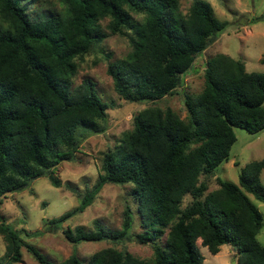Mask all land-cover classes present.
<instances>
[{"label":"trees","instance_id":"trees-1","mask_svg":"<svg viewBox=\"0 0 264 264\" xmlns=\"http://www.w3.org/2000/svg\"><path fill=\"white\" fill-rule=\"evenodd\" d=\"M37 3L0 0V204L46 174L62 187L58 165L76 158L88 133L107 131L108 105L96 83L85 78L74 86V80L85 57L111 34L130 47L122 59L105 54L116 92L128 101L156 102L183 86L198 56L229 24L207 0H193L186 13L180 0H60V11L34 13ZM204 76L201 93L184 94L186 118L171 108L139 111L119 145L104 153L93 186L67 184L79 205L48 221L75 245L132 240L150 245L153 258L109 246L87 263L73 253L60 264H203L199 239L213 254L231 244L237 264H264L257 238L263 215L245 192L264 203V158L242 167L239 183L216 177L218 187L210 190L208 180L230 158L234 127L264 131V72H249L243 60L219 53L208 59ZM108 183L132 185L136 208L127 200L122 228L110 231L99 219L90 231L64 228ZM0 234L9 264L23 261L24 247L39 264H55L1 213Z\"/></svg>","mask_w":264,"mask_h":264},{"label":"rangeland","instance_id":"rangeland-1","mask_svg":"<svg viewBox=\"0 0 264 264\" xmlns=\"http://www.w3.org/2000/svg\"><path fill=\"white\" fill-rule=\"evenodd\" d=\"M181 10L186 13L193 0H180ZM215 10L218 18L229 24L217 39L201 53L195 62L194 69L187 73L182 87L156 102H132L122 99L114 88V82L107 72L105 54L111 52L114 60L127 56L130 50L128 41L120 36L111 34L94 53L85 57L79 74L74 80V86L79 85L85 78H91L96 83V89L103 101L108 105L107 131L104 133H88L82 140L74 160L62 161L55 169L64 185L56 187L52 184L50 175L46 174L35 179L29 187L22 191L8 194L0 204V213L6 223L15 229L21 237L35 245L55 264H60L73 253H77L84 262H89L91 256L106 247L115 246L127 250L135 256L151 260L153 249L150 245H141L132 240L120 244L107 241L70 243L63 235V229L54 230L48 221L75 209L80 201L74 193L67 189V184L77 185L85 189L97 181L103 155L110 149H115L124 133L134 125V116L141 110L157 106L162 109L171 108L182 118H186L187 110L184 104L186 92L199 94L205 86V67L209 58L225 53L245 62L249 72H264V0H207ZM51 10L60 11V0H38L32 8L34 13ZM106 24V23H105ZM236 142L230 151V158L217 169L216 176L210 177V190L218 187L217 178L239 183V173L242 167L252 160L264 158V131L250 133L244 128L234 127ZM264 184V170L261 174ZM132 185L106 184L94 202L83 212L76 213L63 225L64 228L83 226L87 230L94 229V221L99 219L110 231L122 228L123 213L127 200L133 204L129 195ZM245 191V190H244ZM247 195L258 206L263 215V225L257 235L260 243L264 244V203L247 191ZM188 197L185 202H188ZM135 231H140L139 216L135 212ZM166 236L160 238L165 244ZM200 251L204 257L203 264H237L239 252L231 245L224 244L221 251L213 254L208 247L198 240ZM23 261L16 264H39L25 247ZM9 264L6 256V241L0 234V262Z\"/></svg>","mask_w":264,"mask_h":264}]
</instances>
